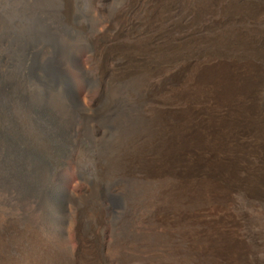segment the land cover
<instances>
[{
  "label": "rangeland",
  "instance_id": "obj_1",
  "mask_svg": "<svg viewBox=\"0 0 264 264\" xmlns=\"http://www.w3.org/2000/svg\"><path fill=\"white\" fill-rule=\"evenodd\" d=\"M160 1L0 0V264H83L84 253L93 264L144 263L139 234L150 228L154 190L130 165L140 136L151 127L145 78L161 62L175 74L174 93L162 88L158 96L162 104L174 106L177 123L183 125L186 143L179 161L187 170L181 179L187 203L172 213L174 241L163 258L169 264H197L190 238L196 231L226 233L243 247L242 252L223 254L219 264H239L237 253L242 254L240 264H264V0H252L261 6L254 12L238 9L240 0H183L188 11L170 36L172 53L159 59L157 36L141 45L129 42V34L137 29L131 18H141L145 7L157 15ZM44 33L59 34L79 47L80 64L84 51L95 47L111 54L109 64L120 57L127 66L128 72L113 79L118 85H107L85 132L80 131L81 108L70 103L64 88L65 83L80 92L82 81L68 68L75 77L66 80L55 71L51 45L29 39L30 34ZM27 43L33 52L21 53ZM217 62L231 63V77L251 64L262 80L231 105L214 107L209 86L196 84L194 75ZM10 70L23 83L20 97L4 81ZM92 79L94 89L104 83L101 75ZM17 110L23 111L21 118ZM232 119L236 121L230 125ZM205 181L217 187L213 194L222 201L193 207L189 198L194 184ZM80 209V222L71 227Z\"/></svg>",
  "mask_w": 264,
  "mask_h": 264
},
{
  "label": "bare ground",
  "instance_id": "obj_2",
  "mask_svg": "<svg viewBox=\"0 0 264 264\" xmlns=\"http://www.w3.org/2000/svg\"><path fill=\"white\" fill-rule=\"evenodd\" d=\"M146 2L142 1L141 5L142 3L146 5ZM176 3L177 0H161L160 2H158L159 13L157 15L153 13L152 8L147 9L145 7L141 18L140 17L131 18L132 28L134 29L137 28V29L132 32L130 31L131 33L129 34L130 36L129 42H131L132 44L134 43V44L147 45L149 39H151L153 36H157L161 40L160 46L162 49V54L158 56L159 59H161V57L165 53L171 54L174 48V41L171 39L170 36H172L173 34V31L178 22V18L181 16L182 13L184 12L187 13L188 11V6L186 3H184L183 0L177 4ZM258 6L261 7L259 4H255V1L247 0L244 2L240 0L236 7L238 9H244L250 12H254L259 8ZM121 13L124 12L122 11ZM105 16L107 15L105 14L104 17ZM111 18L114 19V17ZM108 19L110 20V18ZM44 20L47 19L44 18ZM111 20L109 22H111ZM140 21H143V25L139 24ZM40 22L42 23L43 21ZM50 22L47 23L49 24ZM119 22L121 23L120 20ZM103 23L105 24L106 22ZM103 23H101L100 21V24ZM112 24H114V22ZM108 26H110V24H108ZM104 29H106V27ZM115 29H116L115 27L112 28L113 31ZM43 30L39 29L37 31H43ZM104 34H102V36H104ZM29 37L31 42H34L35 44L46 43L48 45H51L56 56V62H57L55 68L56 72H58L60 75H63L66 80H69V78L74 80L73 77H75V75L72 77L73 74L71 73L74 71L77 74V76H79L80 82L82 81L83 88L80 92L71 91L72 88L68 89V86L65 83H64V88L68 90V94L70 96V103L76 106L79 105L81 108L80 109L81 111L79 109L77 110L79 113L81 112L83 116L82 117L83 120L81 121L80 131L85 132V128L87 127L86 121L92 119L97 115L99 106L102 105L103 103L106 94V89L108 87L107 85L110 83H114L115 80L113 82V79L115 78L117 79L119 75H122L119 73H122L123 71H124L123 73H125V71L128 72V70L126 69L127 66L124 67L123 66L124 64L121 65L122 59L120 57H114V60H111L113 65L109 64L108 59L109 60L111 59L110 58L111 54H109L105 50L100 51L102 48H100L99 51H96L94 49L95 47L84 51L85 58L83 60V64H80L79 63L80 61L78 60V55L81 49L73 45L66 39H64V37H62L61 35L44 33V34H30ZM122 40L124 41V39ZM111 46L110 48H113ZM32 47H33L32 43L29 44L27 43L22 47V49H20L21 53L24 54L26 52L32 53L33 52ZM107 50H109V48H107ZM109 52L112 53L110 50ZM108 64L111 65V67L108 66ZM247 65L248 66L245 69L246 71L244 70V73L236 75L234 77H231V63L217 62V63L205 65L195 72L194 81L196 84H200V85L205 84L209 86L208 87L210 88L209 93H211L209 97L211 98L214 107H218L221 105H231L239 96L247 93L254 86L258 85L260 80H262L260 71H258V69L251 64H247ZM167 67L168 64L166 66V63L161 62L156 68L154 69L152 68L153 71H151L152 72L151 77L147 78L146 76L145 78L144 90L146 92L145 94L147 96L148 105L150 106L149 125L151 127L148 125L150 127V130L147 132L145 136H140L142 138L139 142L140 143L139 149L137 150L136 155L130 165L132 169L131 172H135L137 177L147 181L148 184L154 190L153 193L154 195L149 200L151 202V205L153 206V212L150 213V215L147 217L148 218L147 224L150 226V228L147 230L145 229L139 234L141 244L146 250L143 264H169V262L163 258V254L167 253L166 249L172 247L174 241L175 234L174 231L172 230V226H173L172 213H174L173 211L176 209V207L180 208V210L184 209L187 203L186 202L187 198H185V196L183 195L184 190L181 186L182 185L181 179L182 177L185 176L187 170L185 169L186 165H184L181 161H179V158L182 156L184 151V147L186 143V133L184 131L183 125L182 124L178 125L177 123L178 121L176 119L177 113L174 106L170 104H162L158 96V91L162 90V88L163 89L170 88V94L174 93L173 89L171 88L175 80V74L172 68L170 67L167 68ZM65 68L70 69L71 75L67 72ZM123 68L125 70H122ZM92 69H95L96 73H92ZM134 69H135L134 67L129 68L130 71ZM97 74L99 76L100 75L103 76L104 79L102 81L104 83L102 84V86H100L101 84H99V86H97V88L95 87L94 89L96 83L94 84L92 78L94 75L96 76ZM136 74L138 75L139 73ZM89 78L92 80L93 84H91L88 81ZM4 81L7 83L8 82L12 83V88H13L12 92L17 97H20V95L24 93L23 83L19 75L14 70H10L6 72ZM141 82H144V80L143 81L141 80ZM115 83H117L116 85L119 84L118 81ZM113 87H115V85ZM92 89L95 90V92H93L94 97H91V94H93ZM32 104H34V102ZM180 113L183 115L184 111L181 110ZM22 114H23L22 110L16 111V115L19 118H21ZM235 121L236 119L235 120L232 119L230 125L231 124L233 125ZM221 123L222 122L217 121L218 125H221ZM209 124L213 125L214 124L213 120H210ZM210 135L212 136L211 132L209 136ZM87 189L88 188H86V190ZM216 189L217 187L211 181L196 183L194 184L193 195L191 196V198H189V202L193 207L201 206L203 205V203H209V204L213 202L220 203L222 199L214 196L213 194V192ZM86 190L85 188H82L83 193H85ZM203 193L207 195V196L204 195L205 199L204 197H202ZM81 215H82V209H80V211L78 212V216H76V219L71 223L72 225L71 227H75L77 223L80 222ZM213 235L210 234V232L206 233L205 235H199L196 233V231H192L190 238L193 247L192 249H194V258H195L194 261L197 264H203V263L219 264L218 259L221 256L223 257V254L228 255L232 250L238 252V249L240 250V252H242L243 247L241 248V246L236 245L233 242V240L229 239L226 233H222V234L218 233L216 236ZM67 240L65 239L66 244H67ZM67 245H69V243ZM70 253L71 255H75V251L73 249H70ZM237 256L240 257L239 259H237L240 260L239 261L240 264V262L242 261L241 258L242 254L240 255L239 253H237ZM86 258H90V257L85 253L82 254V258L80 259L81 263L83 264L95 263V261L87 262ZM225 264H229V262L226 261Z\"/></svg>",
  "mask_w": 264,
  "mask_h": 264
}]
</instances>
